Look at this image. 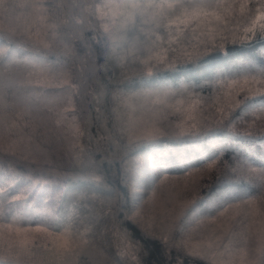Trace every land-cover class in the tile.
<instances>
[{
  "label": "trees",
  "instance_id": "16d2710c",
  "mask_svg": "<svg viewBox=\"0 0 264 264\" xmlns=\"http://www.w3.org/2000/svg\"><path fill=\"white\" fill-rule=\"evenodd\" d=\"M32 1L50 47L34 44L23 29L0 30V73L34 61L59 74L63 85L53 81L41 95L62 97L65 104H49L67 107L74 149H47L40 158L0 150V161L23 178L0 173V224L69 233L74 259L46 260L38 248L29 262L0 257V264H220L190 253L183 239L199 217L238 202L264 213V93L241 95L233 105L239 90L230 87L236 79H264L259 23L229 37L182 13L195 0H172L166 8L178 16L159 4L151 20V0ZM257 18L262 22L263 13ZM251 28L254 38L240 41ZM40 87L31 81L8 95L18 117L5 144L32 140L36 123L21 117L53 114L37 103ZM139 114L146 118L137 123L132 116ZM31 179L45 183L30 189ZM160 188L191 204L171 235L136 214Z\"/></svg>",
  "mask_w": 264,
  "mask_h": 264
},
{
  "label": "rangeland",
  "instance_id": "374dc122",
  "mask_svg": "<svg viewBox=\"0 0 264 264\" xmlns=\"http://www.w3.org/2000/svg\"><path fill=\"white\" fill-rule=\"evenodd\" d=\"M151 1L152 5L146 12V17L150 20L153 19L157 7L161 8L162 6H165L164 10H168L171 16H178L177 11L171 10L172 0H160L158 3H155L156 0ZM251 1L195 0L184 7L182 13L195 19L197 27L205 28L216 34H223V36L233 37L235 30H241L240 27H247L255 22L259 23L260 26L264 25V0ZM127 6L126 4L121 5L124 11H126L125 7ZM36 11L38 9L34 8L32 0H0V30L13 32L18 28L23 29L25 35L31 38V42L41 46L39 41H44V39L40 36L44 33L43 30L46 29V26L42 19L39 21V17L36 20L37 15H39ZM260 12L263 13L262 22H259L257 18ZM218 17L219 20H217ZM227 17L233 20H228ZM33 62L25 64L26 68L24 69L17 68V65L12 66L9 75L0 73V150L5 152V150L19 149L22 153L37 158L45 155L49 149L59 151L60 148H65L66 151H72L74 149L72 134L75 128L71 121L65 117L67 107H56L64 103L62 97L59 94L56 97L41 95V89L46 88L51 82L55 81L61 85L63 82L58 81L60 78L58 73L49 74L51 70L38 65L34 66L32 65ZM31 81L41 85L38 91H34L36 92L35 95L40 98L37 101L38 105H47L54 112L52 115L42 111L39 114L32 113L34 115L30 117L19 116L26 119L25 124H29L31 121L35 122L37 130L35 134L29 136L32 139L30 142L17 140L13 144H5L3 142L5 137L15 135L13 124L18 117L17 111L12 109L13 100L9 101L8 95L16 92L18 87L28 86ZM21 82L27 84L22 83L20 85ZM55 102L56 106L52 108L49 103ZM17 104L18 102L16 106ZM142 107L141 105L140 108L142 109ZM144 115H134L132 118H135V122L139 123L146 118ZM2 157L11 158L7 154ZM0 173L9 176L11 181L23 179L21 177L16 178L11 163L0 161ZM43 181L31 179L29 188L33 189L36 185L41 186L45 183ZM80 199L82 196L79 197ZM10 200V198L6 199L7 202ZM189 206H191L190 202L172 193L171 188H160L147 197L144 206L140 207V212L136 214L141 224L167 231V234L171 235L176 231L178 220ZM8 209H11V206ZM2 212L0 207V213ZM17 228L21 231L28 230V236L32 243L21 245L16 237ZM37 228L41 231L37 232ZM63 234L57 233L56 235L47 232L44 227H20L18 222L0 224V257H11L14 261L29 262L32 258H36L34 249L40 248L47 253L44 257L46 260L57 256L60 259L71 261L74 259L71 246L76 237L70 236L69 233ZM62 235L63 239L67 240L66 245L59 239ZM5 236H11L12 240L6 242ZM52 239H57L56 246L53 245ZM183 241L190 253L196 252L198 255L210 256L213 261L220 264H264V213H261L250 202L235 203L220 212L199 217L198 222L186 231Z\"/></svg>",
  "mask_w": 264,
  "mask_h": 264
},
{
  "label": "snow or ice",
  "instance_id": "6c2138e0",
  "mask_svg": "<svg viewBox=\"0 0 264 264\" xmlns=\"http://www.w3.org/2000/svg\"><path fill=\"white\" fill-rule=\"evenodd\" d=\"M189 19H191V17H189ZM220 18L218 17L217 20H219ZM181 23L187 25L189 23V20H184ZM261 32H264V25H261ZM256 35V32L254 30V28L251 29H247L246 30V35L243 39H241L240 41H246V40H250V37H253ZM225 40H227L226 37H222L221 38V42H224ZM233 42H237V41H233ZM39 43L41 44V46L43 47H50L49 44H47L45 41L41 40L39 41ZM212 45H215V43H213ZM199 55V53H194L191 55L186 56L184 59H177L175 61H172L170 63H168L167 65H172L175 64L178 60H188V59H192L194 56ZM151 72H149L150 74ZM258 84V87H252L253 84ZM230 87H235L237 88L239 91L237 92V100L233 103V105L238 101L239 97L241 95L244 94H256V93H264V79H257L254 77H245L243 79H236L232 81V84L230 85ZM232 105V106H233ZM227 111H223V115L226 113ZM223 115L221 117H223ZM261 120H264V118H261ZM149 136L153 135V131H148L147 133ZM15 223V221H14ZM37 232H40L41 229L37 228L36 229ZM28 230H24L21 231L19 228L16 229V237L18 239V242L21 245H25V244H29L32 243V240L29 238L28 236ZM66 235V234H63ZM63 235L59 238L63 244L66 245L67 240L63 239ZM6 242H9L12 240L11 236H5L4 237ZM52 243L54 246L57 245V239H52Z\"/></svg>",
  "mask_w": 264,
  "mask_h": 264
}]
</instances>
